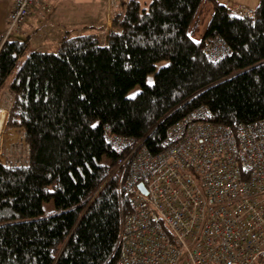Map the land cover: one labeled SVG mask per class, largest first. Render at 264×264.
Returning <instances> with one entry per match:
<instances>
[{
	"label": "trees",
	"instance_id": "1",
	"mask_svg": "<svg viewBox=\"0 0 264 264\" xmlns=\"http://www.w3.org/2000/svg\"><path fill=\"white\" fill-rule=\"evenodd\" d=\"M213 1L199 39L207 0H122L104 42L97 33L65 35L57 51H42L26 39L3 41L0 99L11 93L6 125L29 156L0 160V264L115 263L129 207L111 174L119 153L106 131L156 153L169 126L201 104L233 127L264 119V0L253 15ZM215 38L227 51L213 62ZM161 59L168 62L156 69Z\"/></svg>",
	"mask_w": 264,
	"mask_h": 264
},
{
	"label": "built area",
	"instance_id": "2",
	"mask_svg": "<svg viewBox=\"0 0 264 264\" xmlns=\"http://www.w3.org/2000/svg\"><path fill=\"white\" fill-rule=\"evenodd\" d=\"M33 5L44 13L52 9L51 0H14L0 45L18 32ZM237 12L254 10L238 5ZM226 51L215 38L207 55L216 62ZM7 98L11 102L8 91L0 103V135L11 106ZM104 137L119 153L111 174L129 207L114 264H264V119L233 127L215 122L201 104L169 126L156 153L143 139L110 130ZM28 156L26 143L13 150L0 145L2 161L25 164Z\"/></svg>",
	"mask_w": 264,
	"mask_h": 264
},
{
	"label": "rangeland",
	"instance_id": "3",
	"mask_svg": "<svg viewBox=\"0 0 264 264\" xmlns=\"http://www.w3.org/2000/svg\"><path fill=\"white\" fill-rule=\"evenodd\" d=\"M141 1L143 3H148L150 0H141ZM216 1L222 4L225 11L228 10L231 11L232 13H237L238 5H241L245 8H251L254 10L260 0H216ZM94 3L97 6L94 7L92 5ZM119 3H121V0L119 1ZM213 4H214L213 0H207L206 2L207 10L204 15V21L200 26L199 32L194 36L195 39H199L202 33L206 30L212 17ZM101 7L102 9L103 7H106L104 0H91V1L65 0L63 6L55 7L52 10V12L48 15V19L52 22L56 20H64L61 21L60 25L58 22H55V25L51 23H47L41 25V27L38 29L35 25H32L33 26L32 29L30 25L23 24L18 30V32H20L19 34H16L18 32L13 30L8 35V37L11 39L13 38L26 39L29 42L30 49L34 48L42 51L45 50L57 51L60 46V43L56 47L55 45H53L52 47H42L44 45L51 46V44L48 43L47 40L44 38V34H43L46 28L51 27L52 29H54L53 31H56L48 36L52 42L55 40V37L57 36L61 40L65 35L73 36V35L92 33V32L97 33L101 41L104 42L107 32L103 31V33H101L100 31L104 28V24H106V19L101 23H95V24L91 23L92 25L94 24L96 26L95 28L91 27L92 25L90 27H86V24H89L91 21H96V18L101 16V13L99 12L102 11L101 10L98 11L97 9ZM110 8L114 9L117 8V6H112ZM121 9L123 10V7ZM108 24L109 26L111 25V20L108 21ZM30 30H35V31H30ZM0 34L3 36L4 30L1 31ZM22 60L23 59L21 58L20 62H22ZM167 62L168 59H161L155 63V68L158 69L160 66L167 64ZM153 80H154V72L151 71L147 74L146 81L148 83H152ZM140 87H141L140 83H136L133 87H131L128 90L127 94L129 96L135 95L137 91L140 89ZM7 91H8L7 89L4 90L0 99V103L4 101V96ZM5 102H9V99L7 98ZM13 131H10V129L7 128V125H5V128L3 129L0 135V145L2 147L4 148L7 147L9 148V150L11 149L13 150L15 144L24 146L25 143L22 142V138H20L21 133L16 130L15 131L16 134H14ZM53 209H54L53 200L43 202V210L45 213L51 212Z\"/></svg>",
	"mask_w": 264,
	"mask_h": 264
},
{
	"label": "crops",
	"instance_id": "4",
	"mask_svg": "<svg viewBox=\"0 0 264 264\" xmlns=\"http://www.w3.org/2000/svg\"><path fill=\"white\" fill-rule=\"evenodd\" d=\"M13 1L14 0H0V33L3 30L5 33V31L7 29V15L9 13L10 9L12 8ZM64 1L65 0H51L52 9L49 13H44L36 5H33L31 8L30 14L28 15L26 21L23 24L30 25L32 27V29H33L32 25H35L37 27V29L40 28L41 25L47 24V23H51V24L55 25V22H58L60 25L61 21H64V20H56V21L52 22L48 19V15L52 12V10L55 7L63 6ZM87 1H91V0H87ZM104 1H105L106 7H103V9H102V7L97 8L98 11H100V10L102 11V12H99V13H101V16L97 17L96 21H91L89 24H86V27H90L92 25L91 23H94V24L95 23H101L102 21H105V19H106V24H104V28L100 31L101 33H103V31L107 32L108 28L110 27L108 24V21L111 20V16H112L113 12L120 7V6H118L117 8L111 9L107 4L108 0H104ZM92 5L94 7L97 6L95 3ZM227 12L232 13L231 11H228V10H227ZM93 25L91 27L95 28L96 26L95 25L93 26ZM53 30L54 29H52L51 27H48V28H46V30H44V33H43L44 38L47 40L48 43L51 44V46L44 45L42 47H52L53 45H55V47H56L57 45H59L61 40L58 38V36L55 37V40L53 42L48 37L51 33L56 32ZM30 31H35V30H30ZM19 33L20 32H18L16 34H19ZM92 33H95V32H92ZM0 36H1V34H0ZM106 36H105V40H106ZM48 43H45V44H48ZM28 44H29V42H28ZM32 49H34V48H32ZM10 131H13V130H10ZM13 132H14V134H16L15 131H13Z\"/></svg>",
	"mask_w": 264,
	"mask_h": 264
},
{
	"label": "water",
	"instance_id": "5",
	"mask_svg": "<svg viewBox=\"0 0 264 264\" xmlns=\"http://www.w3.org/2000/svg\"><path fill=\"white\" fill-rule=\"evenodd\" d=\"M139 186L141 187V189H144L145 190V187H144V185H143L142 182L139 183Z\"/></svg>",
	"mask_w": 264,
	"mask_h": 264
}]
</instances>
